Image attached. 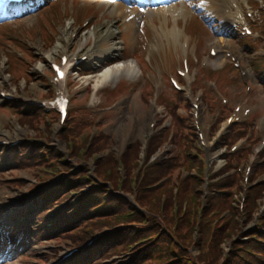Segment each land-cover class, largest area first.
<instances>
[{
	"label": "rangeland",
	"instance_id": "rangeland-1",
	"mask_svg": "<svg viewBox=\"0 0 264 264\" xmlns=\"http://www.w3.org/2000/svg\"><path fill=\"white\" fill-rule=\"evenodd\" d=\"M75 17H79L78 13L77 14L75 13ZM33 20L34 18H30L22 22V24L17 26L18 28L17 32L22 34L25 33L28 34L32 38V41H28L29 44L27 45H30L31 48L33 47V49H37L38 48L37 34L39 31L44 32V28L42 26L39 27L30 26V24L33 23L32 22ZM67 20L70 21V17H67L66 19H64L63 22L59 23L57 25V30L62 29V26L65 24ZM79 22L80 21L77 22V24L74 26L72 30L78 34L86 33L87 32L86 28H79L78 26ZM96 22L97 21H93L94 24ZM103 25H104L103 22H97L98 28H101ZM207 37L208 38L205 42L213 41L212 37L209 36ZM247 63L248 61H246V65ZM1 77L2 74L0 73V79ZM32 77L34 78V76ZM9 81L10 82H8L7 85L16 88L18 91H21V93L26 92L30 94L35 92L38 94V92L43 90V88H40L39 85L35 86L36 84H39L40 81L37 82L35 81L33 82V84H30L29 86L28 85L25 86L22 81L19 82L18 84H13V83L11 84V80ZM233 86L234 87L230 86L232 93L238 94L241 89L237 88L236 85ZM83 87L84 86L79 85L78 87H76V90L72 88L73 93L71 95L74 96L77 93L80 94V91L83 89ZM91 96H92L91 99L85 102V106L86 103L89 102L90 103L94 102V104L97 103L99 98H101L102 100L104 99L100 93H97L96 95L93 93V95L91 94ZM233 96H230L231 97L230 105H234L238 103L243 104L245 99H247L249 102L258 100L259 102L255 103L256 107L257 108L261 107L262 110L264 111V94L261 93L259 89H256L249 96H242V95L239 97H236L235 95ZM202 113H203L202 116H204L203 124L206 127L208 128L211 127V129H213L215 123L217 122L215 121V118L213 119L209 118V112H207L206 109H204ZM125 119H126V114H124V116L123 114H117L116 116L113 117L112 125L105 128L108 133L114 135V139L116 140V146H117L116 148L120 149V152L122 147L126 143L139 138L138 135L140 131L139 128L140 121H137L135 127H132L133 125H130L129 127V123H128L129 121H125ZM15 121L17 122L16 119ZM3 130L6 131L5 133L10 134L11 137H16V138H21L22 136L29 134L28 131L25 130V128H23L22 130L19 129L17 123L10 124L9 118H4L3 116L0 115V131ZM220 131L221 130L219 128L218 132L220 133ZM258 133L261 134L260 132ZM213 140H211V142H208V144H212ZM241 144H243L244 146L245 143L241 142ZM205 150L207 152L206 154L207 157L211 156L212 163H214L213 164L214 171H217L220 168H222V166L225 164L224 161V156L226 155V154L224 155L225 149H222L220 145H217L215 147L206 146ZM2 155H5V153L3 152ZM1 160L2 158H0V163ZM87 163L92 165L93 162L90 160ZM5 165H6L5 163L4 165L0 164V167L3 168L5 167ZM94 169L96 171L97 167L96 168L94 167ZM29 173L31 172L18 171L15 174H9V171H2V173H0V212L7 211L8 206L10 204H17L19 200H21V197L26 196L25 193L26 188L27 187L30 188V185L34 184V180H35V179L33 180L29 176ZM104 173L108 176V178L114 180L112 174H109V172H104ZM118 175L120 178H122L119 173ZM130 176H132V173L130 174ZM42 178H44V175L42 176ZM28 180H30V183L26 185L27 187H24V190L13 189L15 187H23L24 183H26V181ZM115 180L117 181V179ZM42 190L43 189L39 190L37 194L40 193ZM127 197L131 198L129 194L127 195ZM171 202L172 201H170V204H172ZM206 202H209V200H207ZM206 202L200 201V206L199 205L196 206V203H194L192 205L187 204L186 206H180V208H174L173 205L171 207L170 205H168L167 209L165 205L163 206L165 208V213H164L165 218H162V221H160L159 218L153 217L152 215H148L147 218H145V216L142 217L139 215L138 216L134 215L135 218L129 224L126 223V225L128 226L127 228L130 227L140 228V230L142 231L141 234H143L145 238H149L153 236L152 238L148 239V241L151 242L150 247L143 250L148 255V257L143 259L140 264H145L148 259H153V256H150V252H151L150 249L157 245L159 247V243H160L159 235H163L167 237L170 242H173V245L171 247L182 248V250L186 253L187 258L192 259L195 264H223L226 259L231 258L232 252H234V254L239 253V247H242L243 240L247 239L245 237L252 236L251 234L252 232L246 233V231L249 230L250 227H253L254 225L253 222L251 221L252 219L249 222H246V217L242 216L243 214H238V216L243 218L245 222H239L241 218H239V220L233 219V221H230L228 220L227 217H220L219 215H214L213 219H211L209 216L204 217V215L209 211V205H207ZM139 207L142 210H145V208L141 206ZM169 207H170V212L168 213ZM15 209L19 210V206H17ZM213 210L215 212H219L221 210V207L216 206V208ZM199 212L200 215H198ZM197 216H199V218H197L196 220L195 219L192 220L193 217L196 218ZM51 218L52 217L49 218L46 217L47 220H51ZM167 221H170V223L168 224ZM30 223L32 225H34L35 223L33 216L30 217ZM186 227L187 229H185ZM178 234L180 236H178ZM162 239L166 245L165 238ZM141 244L142 242L137 243L136 246H139ZM57 248L58 246H56L51 251L54 252ZM36 250H37L36 252H44L45 254H47L48 251L47 248L43 249L41 247H37ZM213 250L214 251L216 250L218 252L217 255L214 256V258L212 256ZM201 257L203 258L204 263H198L196 261ZM150 262L152 261H149V263ZM53 263L54 262H50L49 264H53ZM9 264H29V263L22 260L20 262L19 260V261L9 262Z\"/></svg>",
	"mask_w": 264,
	"mask_h": 264
},
{
	"label": "trees",
	"instance_id": "trees-1",
	"mask_svg": "<svg viewBox=\"0 0 264 264\" xmlns=\"http://www.w3.org/2000/svg\"><path fill=\"white\" fill-rule=\"evenodd\" d=\"M108 140H109L108 135H102L100 137H97V139L93 143L94 149H101L102 147H105V143H107ZM187 142H188V146H191V140H189V138ZM131 149L133 151L132 155H131ZM137 151H138L137 144H135L132 148L129 149L127 153L128 159L133 160V157ZM21 165L22 166L25 165L23 161H21ZM167 171L168 169H164L163 166H157L153 168L151 172L146 174V177L144 178L142 184H139L138 186H136V203L138 205L140 204L139 206L145 208V210H147L148 213L152 214L153 217H156V215L159 214V210H158L159 207H161L162 205L163 206L166 205V209H167L168 205H171L170 204V201H171L170 191L166 188V186H161L157 189H154L153 191L146 190L144 189V187L145 185L149 186L153 181L165 175ZM104 172H109V174H112L114 177V180H111L110 178H108V176ZM96 177L103 183H109L108 181H111L114 187H116L115 179H118L119 175L115 172V161L112 160L111 157H109L104 163H98L97 170H96ZM75 180L76 181L73 180L72 182H76L77 185H82L84 182V177L78 176V178H75ZM130 185H131V181L129 178H127V180L122 185L123 190L125 192H129ZM182 186H183L184 191L180 192V205L182 204L183 200L187 201L188 205H192L196 203L197 198H194V197L196 196L195 187L197 186V183L187 182L186 184L183 183ZM220 187H222L224 191L223 193L224 196L218 197V199L213 198L209 201L208 203L209 211L204 215V217L209 216L211 219H213L214 215H218L217 212H215L213 209H215L216 206H219V205L221 206V208L222 207L225 208L226 203L231 201L230 181L224 182L223 185H221ZM161 195L167 196V199L164 201L163 204H162ZM190 195L192 196V198H190ZM255 196L256 197L260 196L258 191L256 192ZM108 200L109 202H106V205H107L106 210L112 211V215L102 216V213L105 211V208H104L103 210L98 212V217L91 215L90 219H93V220L88 224L85 223L88 227L99 229L100 227H102V225H106V224H108L109 226H113L121 222L125 224L126 223L129 224L135 217L129 220L123 219L121 217V214H123L126 209L133 210L132 212L136 216L141 215L137 211H135L131 205L123 204L122 203L123 199L119 197L109 198ZM90 206L91 204L87 205V211L90 210L89 208ZM196 206H197V203H196ZM82 207L83 205H81V208ZM228 207L231 208L230 206ZM91 211H92V208H91ZM169 212H170V207L168 209V213ZM164 213H165V208L163 207V214L160 213L161 217L163 218H165ZM88 217L89 216L87 215L86 212L82 213L80 211L78 216L70 217L67 220H63L62 224L59 227L60 229L58 228L60 230L58 233H55V231H50L47 234V236H49L50 234H54V235L60 234L64 236L65 238L70 239L74 243L84 241L87 238H89V236L92 235L93 229H90V228L83 229V226H85L84 223L80 224L79 228L76 229L75 231H73V229L70 230V228L75 227L83 219L88 218ZM100 217L103 218V220H100ZM234 217H235L234 214L231 213L228 217V220L233 221V219L235 220ZM194 219L196 220L195 217L192 218V220ZM167 222L168 224L170 223V221H167ZM67 227H70V228L67 229ZM185 229H187V227ZM140 234L141 232L136 229L124 230L118 233L117 235L108 238L104 244L105 245L111 244V243H114L115 241H117L118 243L120 240H123L122 242L119 243L120 246H118L119 249H123L125 248V245H126V244L122 245L123 242H129L133 239L134 236H138ZM178 236L180 235L178 234ZM159 238H160V243H161V244L159 243V247L157 245L150 249L151 251L150 256H153V259H148L145 264H195L192 259L187 258V255L182 250V248L171 247L173 245V242H170L167 237L163 235H159ZM162 238H165L166 245ZM100 248H105V247L101 246ZM99 252H102L101 249L100 250L97 249V252L92 250L89 257H92L98 254ZM142 253H140L138 256L140 255L142 256ZM217 253L218 252L216 250L215 251L213 250L212 252L213 258L214 256L217 255ZM146 257H148L147 254H146ZM146 257H142L140 259L135 258L134 263L140 264L141 261L145 259ZM85 259H89V258H85ZM149 261H152V262L149 263ZM196 261L198 263H204V260L202 257L197 259ZM263 263H264V242L258 243V239H255V240H251L250 242L246 243L244 247H239V253L234 254V252H232L231 258L226 259L223 264H263Z\"/></svg>",
	"mask_w": 264,
	"mask_h": 264
},
{
	"label": "bare ground",
	"instance_id": "bare-ground-1",
	"mask_svg": "<svg viewBox=\"0 0 264 264\" xmlns=\"http://www.w3.org/2000/svg\"><path fill=\"white\" fill-rule=\"evenodd\" d=\"M118 11H119V13H123L124 14V11L121 8H119ZM67 32H69V31L68 30L62 31L59 43H57L56 46L53 49H51V51H49V52H47L45 54V59L47 61H52L53 59H55V56L63 48V44L68 46V44L70 42V37L66 34ZM89 33L92 34V35H95V33L93 31H90ZM105 33H106V31L104 32V34ZM106 34H107L108 37H113V35H115V32L114 31H110V32H107ZM120 66H123V65L121 64V65H118V66H110V67H108L107 70H105V72L102 74V77H107V79L111 78L112 73H118L119 71H121V69L119 68ZM35 70L38 71V68H35ZM109 75H111V76L108 77ZM142 135H143V132H142Z\"/></svg>",
	"mask_w": 264,
	"mask_h": 264
},
{
	"label": "snow or ice",
	"instance_id": "snow-or-ice-1",
	"mask_svg": "<svg viewBox=\"0 0 264 264\" xmlns=\"http://www.w3.org/2000/svg\"><path fill=\"white\" fill-rule=\"evenodd\" d=\"M188 2L191 3V0H188ZM202 5H203V0H201L200 5H196V6L199 7V6H202ZM58 71H59V70H58Z\"/></svg>",
	"mask_w": 264,
	"mask_h": 264
}]
</instances>
